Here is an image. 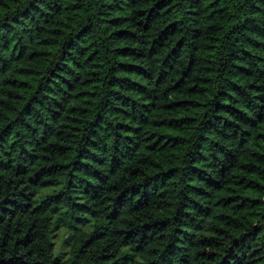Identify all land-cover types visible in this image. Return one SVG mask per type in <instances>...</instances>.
I'll use <instances>...</instances> for the list:
<instances>
[{
  "label": "trees",
  "instance_id": "16d2710c",
  "mask_svg": "<svg viewBox=\"0 0 264 264\" xmlns=\"http://www.w3.org/2000/svg\"><path fill=\"white\" fill-rule=\"evenodd\" d=\"M0 264H264V0H0Z\"/></svg>",
  "mask_w": 264,
  "mask_h": 264
}]
</instances>
